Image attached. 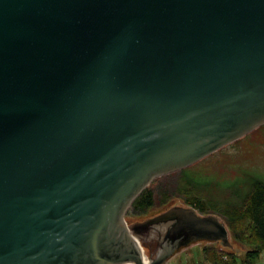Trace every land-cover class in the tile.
Wrapping results in <instances>:
<instances>
[{
	"label": "water",
	"instance_id": "water-1",
	"mask_svg": "<svg viewBox=\"0 0 264 264\" xmlns=\"http://www.w3.org/2000/svg\"><path fill=\"white\" fill-rule=\"evenodd\" d=\"M263 125L264 0H0V264L230 248L193 207L125 215Z\"/></svg>",
	"mask_w": 264,
	"mask_h": 264
},
{
	"label": "rangeland",
	"instance_id": "rangeland-1",
	"mask_svg": "<svg viewBox=\"0 0 264 264\" xmlns=\"http://www.w3.org/2000/svg\"><path fill=\"white\" fill-rule=\"evenodd\" d=\"M247 176H254L264 181V125L182 171L155 179L147 187L155 194V205L145 213L134 212L130 207L125 215V221L130 226L154 218L172 207H191L185 199L187 196L181 192V178H195L211 185L208 190L196 189L188 197L201 195L205 199L214 198L216 201H225L230 200L229 197H231V192L227 188L239 185L238 187L244 191V180ZM213 215L218 216L228 227L222 216ZM229 232L231 247L237 256L243 258L248 247L234 241L230 229ZM207 244L209 243L201 242L191 245L182 250L170 263L197 264L201 262L202 251L208 246Z\"/></svg>",
	"mask_w": 264,
	"mask_h": 264
},
{
	"label": "trees",
	"instance_id": "trees-1",
	"mask_svg": "<svg viewBox=\"0 0 264 264\" xmlns=\"http://www.w3.org/2000/svg\"><path fill=\"white\" fill-rule=\"evenodd\" d=\"M244 191L235 186L227 188L231 192L230 200L216 201L214 198H204L192 195L196 189L208 190L209 183L181 178V192L187 203L204 215L218 214L222 216L231 231L234 241L248 247L243 258L237 256L232 247L224 248L219 243H209L203 249L202 260L209 264H258L264 254V181L254 176L244 180ZM226 189V190H227ZM155 205V194L146 188L133 202L132 209L137 213H145ZM151 257V246L145 245ZM227 257L225 261L223 258Z\"/></svg>",
	"mask_w": 264,
	"mask_h": 264
},
{
	"label": "built area",
	"instance_id": "built-area-1",
	"mask_svg": "<svg viewBox=\"0 0 264 264\" xmlns=\"http://www.w3.org/2000/svg\"><path fill=\"white\" fill-rule=\"evenodd\" d=\"M223 259L226 261V260H227V257H224ZM172 260H173V259H172ZM172 260H171V261H172ZM171 261H170V262H171ZM170 262H169L168 264H171V263H172V262H171V263H170ZM184 264H186V263H184ZM197 264H209V263L203 262V260H201V262H199V263H197ZM258 264H264V254H263V256H262V258H261V260H260V262H259Z\"/></svg>",
	"mask_w": 264,
	"mask_h": 264
}]
</instances>
